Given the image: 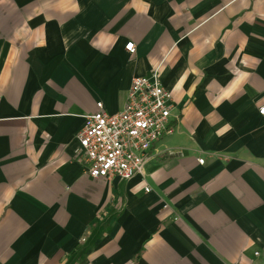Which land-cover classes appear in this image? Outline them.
<instances>
[{
	"label": "crops",
	"instance_id": "obj_1",
	"mask_svg": "<svg viewBox=\"0 0 264 264\" xmlns=\"http://www.w3.org/2000/svg\"><path fill=\"white\" fill-rule=\"evenodd\" d=\"M156 69L173 131L91 177L85 115ZM263 105L264 0H0V264H264Z\"/></svg>",
	"mask_w": 264,
	"mask_h": 264
},
{
	"label": "built area",
	"instance_id": "obj_2",
	"mask_svg": "<svg viewBox=\"0 0 264 264\" xmlns=\"http://www.w3.org/2000/svg\"><path fill=\"white\" fill-rule=\"evenodd\" d=\"M126 49L134 53L135 43L128 42ZM97 107V111L85 115L77 148V155L85 161L87 173L93 178L130 179L141 173L154 145L174 129L173 96L161 82L158 69L150 76L133 79L121 111L110 114L101 101ZM259 112L264 116V105ZM199 161L203 163L204 159Z\"/></svg>",
	"mask_w": 264,
	"mask_h": 264
}]
</instances>
